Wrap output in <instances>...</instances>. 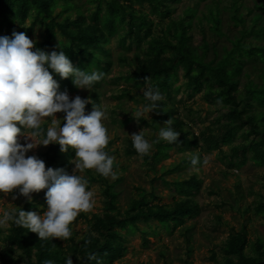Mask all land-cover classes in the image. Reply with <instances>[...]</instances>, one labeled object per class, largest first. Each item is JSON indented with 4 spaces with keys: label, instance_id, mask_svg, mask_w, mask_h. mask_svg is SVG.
Listing matches in <instances>:
<instances>
[{
    "label": "trees",
    "instance_id": "obj_1",
    "mask_svg": "<svg viewBox=\"0 0 264 264\" xmlns=\"http://www.w3.org/2000/svg\"><path fill=\"white\" fill-rule=\"evenodd\" d=\"M182 1L88 0L95 9L84 11L83 5L77 0H0V36L12 38L13 32L19 31L17 23L25 24L34 11V20L44 24L47 32L46 42L38 49H47L46 53L49 54L54 50L58 53L63 51L74 67L89 73L93 71L105 73L92 87L93 104L96 105H99L98 90L101 82L105 81L113 66L107 44L113 38L119 37L124 51L131 50L133 46L137 48L132 62L125 54L120 56L123 64L134 68L125 79L134 82L139 88L141 84L146 83V77L150 78V86L164 95V99L158 102L161 112L155 118V126H152L158 129L159 121L166 122L172 119L171 127L180 132L178 137L180 143H168L163 140L155 143L157 151L154 157H151L155 162L163 156L169 157V151L175 146L190 148L198 146L202 140L207 150L223 152L224 147L229 148V157L227 155L225 158L230 168L240 169L250 160L262 167L264 0H256L254 8L248 9L246 17L239 7L243 0H231V18L237 30L228 34L224 33L222 28L223 11L219 2H215L214 8L209 9L204 19L195 24L197 6L208 0H189L196 2L194 7H188L183 17L175 18L176 5ZM58 7L61 8V12L55 16ZM86 12L89 15H86ZM74 13L76 17L72 15ZM61 17L64 18L61 20ZM197 26L202 33L201 43L198 45L192 35ZM22 30L26 33L30 28ZM121 31H125V35H121ZM58 34L66 40L58 41ZM222 38L226 40L221 42ZM49 71L60 85L58 92H62L64 88L77 90L72 77L62 79L53 70ZM180 76L185 80L183 87L189 90L191 95L204 93L209 103L221 106V111H218V116L212 123L213 128L202 131L199 136L195 135L191 127L178 115L176 101L183 87L175 85L180 81ZM218 100L221 103L218 104ZM91 107L92 104L85 107V114ZM141 120L142 125L149 126L146 119ZM215 128H218L217 132ZM51 153L55 156L51 161L56 162L53 169L62 168L68 173L66 165L57 163V157L68 152L62 153L57 144L51 148ZM107 153L111 156V152ZM128 154H138L133 142L128 148ZM145 158L150 159L148 155ZM116 168V164H113V169ZM97 175L96 177L90 172V179L87 181L89 183L103 181L108 199L106 213L103 217H96L97 234L88 233L81 243L74 242L71 236L65 240L68 247H74V259L79 260L80 264H95L84 257L90 252L97 253L102 264L119 260L126 250L127 237L139 232L147 244L148 237L157 233L149 234L142 230L139 222L154 220L161 228L171 232L184 226L189 218H194L200 213L194 192L199 190L202 181L197 176L173 184L179 198L174 199L172 204L154 202L158 200V196L142 189L139 193L140 198L132 200L131 208L123 213L119 208L120 193L116 190L122 179L108 184L104 176L98 172ZM166 184L171 185L168 182ZM21 197L25 199L24 196ZM33 207L34 204L28 203L21 209L25 212H34ZM249 211L250 209L245 213ZM252 211L255 215L264 217V201H260ZM187 231L189 234L192 229L187 227ZM9 232L7 243L12 248L23 250L30 257L35 255L36 259H29L28 264H44L45 260H53L55 264H66L69 256L65 249L56 248L57 239L40 240L36 233L18 227L13 222ZM248 247L251 250L250 254L246 251ZM30 250H35V253ZM224 250L228 255L225 264H264V240L259 239L256 243L250 244L246 225L240 230L232 231ZM74 259L72 258L73 261Z\"/></svg>",
    "mask_w": 264,
    "mask_h": 264
},
{
    "label": "rangeland",
    "instance_id": "obj_2",
    "mask_svg": "<svg viewBox=\"0 0 264 264\" xmlns=\"http://www.w3.org/2000/svg\"><path fill=\"white\" fill-rule=\"evenodd\" d=\"M77 1L83 5L84 11L95 9V6L90 5L88 0ZM215 2L220 3L223 11L222 28L224 33L228 34L233 30L236 31L237 29L231 18V0H208L200 3L197 6L195 24L204 19V15L209 13L210 8H214ZM195 3L194 1L183 0L182 3L177 4L174 17H183L185 10L188 7H194ZM255 3L256 0H243L239 3L241 12L245 17L249 13L248 9L254 8ZM60 12L61 8L58 7L55 16L59 15ZM34 15V11H32L25 24L17 23L18 33L23 32V28H30L26 35L36 41L33 51L40 45L43 46L47 35L44 24L39 20L35 21ZM72 15L76 17L75 13ZM86 15H89V13L86 12ZM204 23L207 25V21ZM121 35H125V31H121ZM192 35L196 45L200 44L202 33L198 26L192 31ZM60 40L65 41L66 39L58 34V41ZM225 40V38H222L221 42ZM107 49L111 52L113 66L105 81L101 82L98 90L100 95L99 106H102L108 117L102 121L109 136V143L105 151L111 152V156L114 157V164L117 166L116 169H113L116 178L113 179L109 176L105 177V180L108 184H113L118 179H122V182L116 186V190L120 193L119 208L123 213L130 209L131 201L140 198L139 193L142 189L149 194L155 193L158 196V200L154 202L165 205L172 204L174 199L179 198L175 193V185H173L176 181L189 180L193 176H197L202 182L199 190L194 192L195 200L200 207L198 215L189 218L184 226H180L171 232L161 228L160 224L154 220L146 223L139 222L142 230H146L149 234L152 232L157 234H151L148 237L147 244L144 243L140 232L128 236L126 250L122 258L113 263L105 262L104 264H225L228 259V255L224 250L225 243L234 229L240 230L246 225L250 244L256 243L259 239L264 240V217L257 216L252 211L253 207L258 205L260 201H264V166H257L250 160L240 169L230 168L225 158L227 155L229 157V148L224 147L223 152L207 150L202 140L199 141L198 146H191L190 148L175 146L169 151V157L163 156L158 162L151 158L154 157L157 151L155 143H153L148 154L149 160L145 158L147 155L140 157L139 154H128L133 133L138 134L142 131L145 139L152 143L158 138L161 127H168V125H165V121H159L157 124L158 129H155L154 121L159 112L149 113L150 117L145 114L140 117L139 123L132 118V112L151 103L143 96V88L146 83L137 88L134 82L127 81L125 78L134 68L120 61L121 54H125L132 62L137 51L136 46H133L129 51H124L119 42V37H115L107 44ZM43 51L47 52V49H43ZM184 82V78L180 76V81L175 86L183 87ZM148 83L150 85V80ZM65 90L70 100L79 95L82 99L90 97L93 103V89L89 91L77 88L74 91L64 88L62 92ZM125 90L128 92L125 93ZM188 91L183 87L181 93L177 96L178 115L191 127L195 135L199 136L202 131L213 128L212 123L218 116V111H221V106L209 103L204 93L191 95ZM88 105L90 104L86 106ZM158 110L160 111V108ZM91 111L92 107L88 109L86 115ZM55 115L57 119L61 120L62 127L66 114L58 112ZM125 118L126 120H122ZM141 119H146L149 126L142 125ZM51 122V117L45 118L41 125L42 129L47 130L48 127L52 126ZM17 126L21 127L22 132L24 131L22 126ZM215 129V132H217L218 128ZM30 131L27 130L25 134ZM44 133L45 135L37 137L35 142L39 143L45 138L46 132ZM18 139L21 144L31 142V140L26 141L24 136H20ZM56 145L50 144L47 147L40 145L26 153V157L35 155L45 162L46 168H54L56 162L51 161L55 157L51 153V148ZM194 155L200 158V164L197 165L198 170H194L190 163ZM74 157L75 152L71 148L67 154L57 157V163L66 165L70 175L73 174L75 168V165L70 162ZM205 158L209 161L207 165L203 164ZM90 172L96 177L98 176L94 169L85 170L83 173L77 172L76 174L89 180ZM166 182L171 185H167ZM87 190L94 193V207L87 213H80L70 225L72 229L71 237L74 242L81 243L88 233L96 235V217H103L106 213L108 199L105 193V183L101 180L88 182ZM46 191L47 189H44L38 193H32L31 201L26 197L23 200L21 195L18 194V190L7 196L0 193V217H2L4 211L17 213L19 209L28 203L34 204V212L42 214L47 209ZM12 195H17L18 198L13 200ZM248 209L250 211L245 213ZM11 224L10 221L8 227H0V264H28L29 259H36L35 255L33 254L30 257L23 250L12 248L7 243ZM187 227L192 229L189 234ZM57 240L58 245L56 248L58 250L65 249L67 256L74 259V247H68L67 242L64 240ZM30 251L35 253V250ZM246 251L250 254V247ZM73 264H80V261L74 259Z\"/></svg>",
    "mask_w": 264,
    "mask_h": 264
},
{
    "label": "clouds",
    "instance_id": "obj_3",
    "mask_svg": "<svg viewBox=\"0 0 264 264\" xmlns=\"http://www.w3.org/2000/svg\"><path fill=\"white\" fill-rule=\"evenodd\" d=\"M36 41L24 32H13L12 38L0 36V193L5 196L18 190V194L31 201V194L47 189L45 199L47 209L42 214L25 212L20 209L18 215L4 211L0 217V227H8L13 222L18 227L36 233L40 240H67L71 236L70 225L82 212L87 213L94 207V193L87 190L88 181L77 172L94 169L104 177L116 178L113 172L114 157L105 148L109 143L107 128L102 123L107 119L102 106L92 103V99H74L65 90L58 92L59 83L49 69L62 79L73 77V84L79 89L91 90L95 83L105 75L103 72L82 71L74 67L63 51L50 54L35 48ZM145 78L143 96L150 104L131 113L139 123L140 117L152 112H161L157 103L164 99L159 90H154ZM217 103H221L220 100ZM87 104H92V111L85 114ZM65 113L61 127L56 113ZM52 118V126L46 130V136L39 143L35 139L44 136L41 125L45 118ZM150 117V116H149ZM22 126L24 131H21ZM168 127H161L156 141L150 143L140 131L131 135L133 147L140 157L148 155L153 143L160 140L168 143H180V132L171 127L172 119L165 122ZM27 130H31L25 134ZM26 142L21 144L19 137ZM58 144L60 151L66 153L73 149L75 157L70 162L75 165L73 174L64 169L46 168L45 162L37 156H27L30 150L40 145L47 147ZM208 159L203 164H208ZM194 170L200 164V158L194 155L190 161ZM12 195V199H17ZM87 243V242H86ZM86 257L95 264H102L97 253H87ZM84 257H77L83 259ZM44 264H55L45 260ZM66 264H73L71 256Z\"/></svg>",
    "mask_w": 264,
    "mask_h": 264
}]
</instances>
